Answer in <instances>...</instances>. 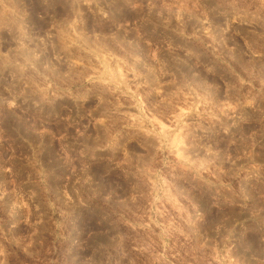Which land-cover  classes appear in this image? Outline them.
I'll return each instance as SVG.
<instances>
[{"label":"rangeland","instance_id":"1","mask_svg":"<svg viewBox=\"0 0 264 264\" xmlns=\"http://www.w3.org/2000/svg\"><path fill=\"white\" fill-rule=\"evenodd\" d=\"M0 264H264V0H0Z\"/></svg>","mask_w":264,"mask_h":264}]
</instances>
